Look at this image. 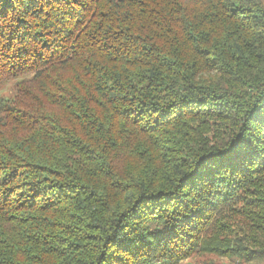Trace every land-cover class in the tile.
I'll use <instances>...</instances> for the list:
<instances>
[{"label":"trees","instance_id":"16d2710c","mask_svg":"<svg viewBox=\"0 0 264 264\" xmlns=\"http://www.w3.org/2000/svg\"><path fill=\"white\" fill-rule=\"evenodd\" d=\"M8 80L0 264H264V0H0Z\"/></svg>","mask_w":264,"mask_h":264},{"label":"rangeland","instance_id":"374dc122","mask_svg":"<svg viewBox=\"0 0 264 264\" xmlns=\"http://www.w3.org/2000/svg\"><path fill=\"white\" fill-rule=\"evenodd\" d=\"M13 85H14V80H8L4 83V85L0 88V100L7 99L13 94L14 92ZM206 260L211 264H238L229 261L225 257L218 258V257H208V256H199V255H193L177 263L164 260L163 262H160L158 264H202Z\"/></svg>","mask_w":264,"mask_h":264}]
</instances>
